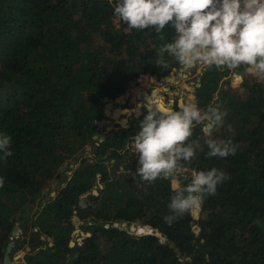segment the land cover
I'll return each mask as SVG.
<instances>
[{"label":"trees","instance_id":"1","mask_svg":"<svg viewBox=\"0 0 264 264\" xmlns=\"http://www.w3.org/2000/svg\"><path fill=\"white\" fill-rule=\"evenodd\" d=\"M117 2L0 0V134L12 137L13 153L4 158L0 151V264L23 218L19 227L36 235L24 264H264V79L242 66L235 70L242 80L232 86L227 69H201L198 107L207 109L215 96L224 113L211 138L239 147L235 155L209 158L203 126L194 128L189 143L199 148L185 164L182 186L191 182L193 169L216 168L230 179L204 200L199 218L186 214L166 223L175 194L170 181H143L136 174L138 158L128 153L148 109L101 142L94 137L105 116V95L114 99L142 74L163 76L180 66L167 53L158 63L157 49L175 36L171 23L160 34L129 29L114 15ZM89 144L98 156L92 165L63 174L74 155L89 156L78 154ZM58 173L65 184L50 197L44 190ZM87 192L82 207L79 199ZM35 202L40 207L34 210ZM76 216L87 232L81 242L73 237ZM132 223L153 232L137 236ZM17 248L16 242L10 254Z\"/></svg>","mask_w":264,"mask_h":264},{"label":"clouds","instance_id":"2","mask_svg":"<svg viewBox=\"0 0 264 264\" xmlns=\"http://www.w3.org/2000/svg\"><path fill=\"white\" fill-rule=\"evenodd\" d=\"M114 15L129 29H154L157 34L171 23L175 36L173 42L157 49L161 58L158 63L167 53L185 69H227L236 80H242L235 70L243 66L247 73L264 79V0H118ZM159 39L165 37L159 35ZM215 101L214 96L207 109L181 101L179 111H174L152 92L142 105L148 114L140 121V130L129 146L139 156L141 167L136 174L143 181L151 184L159 178L171 183L175 194L168 205L170 215L164 217L166 223L186 214L196 215L204 200L230 179L216 168L193 169L191 182L182 186L185 164L193 161L199 148L198 142L195 147L189 143L197 126H203L209 158H226L238 150L239 145L231 140L211 138L224 116ZM11 145L12 137L0 134L4 158L13 154ZM4 183L0 178V188ZM138 226L137 236L142 234Z\"/></svg>","mask_w":264,"mask_h":264},{"label":"rangeland","instance_id":"3","mask_svg":"<svg viewBox=\"0 0 264 264\" xmlns=\"http://www.w3.org/2000/svg\"><path fill=\"white\" fill-rule=\"evenodd\" d=\"M176 69L171 70V75L174 76L176 75L177 79H180V82L183 81L182 83L178 82V81H173L170 80L169 78H165L162 79V76H159L158 74H152L150 72L145 73L144 75L142 74L140 77H138L137 79L133 80L130 85L126 88V90L120 94L119 96H117L116 98L112 99L110 98L109 100L105 101L104 104V108H106L108 106V104L110 106L109 109L110 111L112 110L111 108H115L113 110H116L118 108H124V109H131L132 111L129 112H122V117H126L125 119H129V122L135 117V114H137L139 111H143L145 109V107H143L142 105H144L145 103H143L144 100V92H148V94H152V92H156V94L158 96H161V98L163 100H166V104L167 105H171L173 106V104L170 103L171 100L174 101V103H176V101L178 100V98H183L182 100L185 102H196L195 101V95H194V82L199 80V72H201L202 67L197 66L196 68H192V69H185L182 65L180 66H175ZM180 67H183V70L180 69ZM240 75V74H239ZM242 76V75H241ZM240 80H236L234 77L232 78V86H237L239 84ZM168 87V88H167ZM168 100V101H167ZM143 103V104H142ZM112 110V111H113ZM117 121L113 118L112 115H108L105 113V116L98 120V130H97V135H96V139L98 140V142H101V139H103V137H105L111 129L116 127ZM89 148L86 147L85 151L80 150V152H78V154H87L89 155V157H93L92 155V145L89 144L88 145ZM126 152V151H125ZM128 153H132V155L135 158H138V162H139V156L138 154H136L134 152V150L130 147V149H128ZM128 153H126L128 155ZM125 153L123 154V156L121 155V159L125 158L127 155ZM77 156V155H75ZM75 157H73L74 159ZM68 161V160H67ZM108 162V160L106 161ZM65 163V162H64ZM70 163V161H69ZM71 163L75 164V160L72 161ZM62 166V165H61ZM112 169V168H111ZM119 170H121L122 172H127L129 169L126 166L120 165L118 167ZM186 171H184L183 176L188 173V169H185ZM71 171V169L69 168L68 170H66L63 174L69 173ZM115 172H112L113 176L116 174ZM72 172V171H71ZM100 175V174H99ZM48 194L53 195L52 191H56L54 186L52 184H50V186H48ZM45 194L46 193V189L44 190ZM51 192V193H50ZM47 194V195H48ZM48 196V198H49ZM45 199L44 197H41L40 200ZM46 201V200H45ZM40 207V203L39 202H35V208H39ZM27 211V210H26ZM29 214V210L27 211ZM25 215V214H24ZM200 216V211L194 215L195 218H199ZM117 224H120L119 221L117 222ZM122 224L124 226H126V222H122ZM83 223H79L75 226H77V228L75 229V231L73 232V237L74 239L77 238L79 240V242L82 241V238L84 236H86L87 232L84 229V227L82 226ZM138 224L136 223H132L129 228L132 232H135V230L137 229ZM146 229L149 231L152 228L149 225H145ZM193 227L195 228V231L198 232L199 230V226L198 224L195 222L193 223ZM27 229V228H26ZM29 229V227H28ZM35 229V228H34ZM18 231V235L17 237H15L14 239L15 242L14 244L17 242L18 244V248L13 252V255H19L16 259V264H24L26 262L25 259V254L26 252L31 248L32 244L35 242L34 239L36 240V235L32 234V230L30 229L28 232L24 233V228L20 227L19 229H17ZM33 236V237H32ZM42 238H45V235L41 236ZM34 238V239H33ZM50 240V244H52V237L50 236L48 238ZM73 239V240H74ZM26 243H23V241ZM32 242L29 245V242ZM164 240H167L166 238ZM75 241V240H74ZM21 243H23V245L21 246Z\"/></svg>","mask_w":264,"mask_h":264},{"label":"water","instance_id":"4","mask_svg":"<svg viewBox=\"0 0 264 264\" xmlns=\"http://www.w3.org/2000/svg\"><path fill=\"white\" fill-rule=\"evenodd\" d=\"M173 69H176V67H174ZM180 69L181 70H183V67H180ZM168 76H171V73H169V74H165V75H163L162 76V79H165V78H168ZM260 79V78H259ZM178 80H180V79H177L176 78V81H178ZM110 99V97L108 96V95H105L104 96V100L105 101H107V100H109ZM172 101V104L174 103V101L173 100H171ZM178 105L181 103V98H178ZM185 102V101H184ZM185 103H187V102H185ZM108 106H110L109 104H108ZM106 107V108H104L105 110V113L106 114H108V115H112L111 113H110V111H109V108L110 107ZM112 109V108H111ZM127 109V108H126ZM173 110L175 111V108H173ZM131 112V110L128 108L127 109V112ZM142 111H139V113H141ZM113 116V115H112ZM113 118L117 121V123H119L121 126H123V127H128L129 125H130V123H129V119L125 122V123H123V122H121V121H119V120H117V118L115 117V116H113ZM97 135V134H96ZM96 135H94V137H96ZM87 148H89V146H87ZM112 160L114 161L115 159L114 158H112ZM66 164H67V162H65L62 166H61V169H64L65 168V166H66ZM58 175H59V173H58ZM101 183V182H100ZM101 186H102V183H101ZM46 192H48V190H46ZM93 192L94 193H96V194H98L99 193V190L97 189V187L95 186L94 188H93ZM52 194L54 195V197L57 195V193L55 192V191H52ZM89 194V192H87V193H85L84 195H83V197L80 199V201H79V204L80 205H86L87 203H86V196ZM33 200V198H31V201ZM27 208L28 209H30V203L28 202L27 203ZM25 214V216H29V213L28 212H25L24 213ZM75 223H76V225L80 222V220H81V218L79 217V216H76L75 218ZM22 221H24V220H22ZM19 226H20V223H16V225H15V227H14V229H13V232L14 233H16L17 232V229L19 228ZM76 232V231H75ZM13 237V236H12ZM14 242H15V239H14V237L12 238V240L8 243V245H7V247H6V250H5V254H4V264H16L17 262H16V259L15 258H17L19 255H16V256H14V257H12L11 256V254H10V252H11V249H12V246L14 245ZM70 244L71 245H74L75 244V241L72 239L71 241H70Z\"/></svg>","mask_w":264,"mask_h":264},{"label":"flooded vegetation","instance_id":"5","mask_svg":"<svg viewBox=\"0 0 264 264\" xmlns=\"http://www.w3.org/2000/svg\"><path fill=\"white\" fill-rule=\"evenodd\" d=\"M179 82H180V81H179ZM182 82H183V81H181L180 83H182ZM196 82H197V81L194 82V88H195V89H194V92H195V93H194V95H195L194 97H195V101H196L195 103H197ZM155 93H156V92H155ZM146 94H148V92H146V93L144 92V94H143L144 97H145ZM159 97L161 98V96H159ZM161 99H162V98H161ZM162 100H163V99H162ZM163 101H165V100H163ZM167 101H168V100H167ZM143 103H146V99H145V98H144V100H143ZM143 103H142V104H143ZM164 103H166V102H164ZM166 105H167V104H166ZM176 106H178V101H176V103H173V106H172V107L175 108ZM122 108H123V107H122ZM145 108H146V107H145ZM113 109H115V108H112V110H113ZM123 109H124V108H123ZM120 114H121V113H116V110H113V111H112V115L115 116L117 119H125V118H126V117H122L123 115H122V114L120 115ZM137 114H139V112H138ZM135 115H136V114H135ZM120 121H122V120H120ZM129 123H131V121H130ZM119 125H120L119 123L116 124V127L119 126ZM120 126H121V125H120ZM116 127H115V128H116ZM122 127H123V126H122ZM92 156H93V155H92ZM73 157H75V158H74V160H75V164H74V163H71V162H70V164H69L70 167L72 168V169H71L72 172H73V170H74L76 167H78V166H79L80 164H82V163H86V164H88V165L91 166L92 163L94 162L93 160H94L96 157H98V156H97V155H94L93 157H89V156H79V157H78V156H75V155H74ZM94 157H95V158H94ZM65 162L68 163L67 160H66ZM65 167H66V166H65ZM71 171H70L68 174H71V173H72ZM68 174H67V175H68ZM99 174H101V173H98V177H100ZM59 177H60V174H59V175L57 174V175L55 176V178L52 179V182H51V184L54 186V188H55V190H56L55 192H56L57 194H58V191H59V189H60V185H64V184H65V182H63L62 180H60L61 177H60V178H59ZM46 190H48V187L46 188ZM48 191H50V190H48ZM46 193L48 194V192H46ZM50 193H51V192H50ZM51 196L54 197V195H50V197H51ZM86 198H87V196H86ZM79 201H80V199H79ZM31 202H33V200L31 201V199H30L29 203L31 204ZM27 203H28V202H27ZM27 203L25 204V207H26V210L28 211V210H30V209L27 208V206H26ZM86 203L88 204L87 201H86ZM87 204H86V205H81V206H82V207H85V206H87ZM30 208H31V207H30ZM27 211H26V212H27ZM24 213H25V212H24ZM22 220H25V219L23 218V219H20V220H19L18 223H20V225L24 223V221H22ZM26 228L28 229V226H27V225H26ZM4 254H5V253H4Z\"/></svg>","mask_w":264,"mask_h":264},{"label":"bare ground","instance_id":"6","mask_svg":"<svg viewBox=\"0 0 264 264\" xmlns=\"http://www.w3.org/2000/svg\"><path fill=\"white\" fill-rule=\"evenodd\" d=\"M168 78H169L170 80L176 81V77H175V75H174V76H172V75H171V76H168ZM179 81H180V80H178V82H179ZM167 88H168V87H167ZM150 95H151L150 93H149V94H146V95H145V99H146L147 96H150ZM182 99H183V98H182ZM182 99H181V101H183ZM165 101H166V100H165ZM165 101H164V102H165ZM183 102H184V101H183ZM170 103L172 104V101H170ZM165 104H166V103H165ZM169 106H171V105H169ZM130 110H131V109H130ZM109 111H110V109H109ZM131 111H132V110H131ZM111 112H112V110L110 111V113H111ZM122 112H127V109H123V108H118V109H116V113H121V114H122ZM129 113H130V111H129ZM121 114H120V115H121ZM117 120H119V121L122 120L121 122H123V123H125V122L127 121V119H117Z\"/></svg>","mask_w":264,"mask_h":264},{"label":"built area","instance_id":"7","mask_svg":"<svg viewBox=\"0 0 264 264\" xmlns=\"http://www.w3.org/2000/svg\"><path fill=\"white\" fill-rule=\"evenodd\" d=\"M202 69H203V68H202ZM114 224H115V225H118L117 222H115ZM139 229L142 230V233H145V232H153L152 229L148 231V230H147L145 227H143V226H139Z\"/></svg>","mask_w":264,"mask_h":264},{"label":"crops","instance_id":"8","mask_svg":"<svg viewBox=\"0 0 264 264\" xmlns=\"http://www.w3.org/2000/svg\"><path fill=\"white\" fill-rule=\"evenodd\" d=\"M144 75V74H143ZM175 77H176V75H175Z\"/></svg>","mask_w":264,"mask_h":264}]
</instances>
